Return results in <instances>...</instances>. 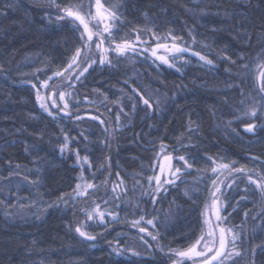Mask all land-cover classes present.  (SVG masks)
<instances>
[{"label": "trees", "instance_id": "16d2710c", "mask_svg": "<svg viewBox=\"0 0 264 264\" xmlns=\"http://www.w3.org/2000/svg\"><path fill=\"white\" fill-rule=\"evenodd\" d=\"M100 1L115 14L109 42L168 39L188 49L185 61L170 68L146 53H113L110 64L94 65L68 88L69 113L49 115L37 88L68 66L84 38L48 6L83 10L89 0H0V264H171L173 252L189 249L203 233L214 167L264 176V114L246 115L264 103L257 86L264 0ZM134 89L150 98L152 109L146 111ZM86 108L98 119L86 116ZM252 123L254 132H246ZM65 135L68 148L61 153ZM163 153L184 156L192 168L185 171L174 159L183 182L153 204L148 178ZM81 182L96 186L89 193L97 200L107 187L106 209L117 217L96 241L75 232ZM114 185L120 186L112 195ZM222 195L242 254L222 257L223 264H251L253 252L255 264H264L258 247L264 245V193L247 172H235ZM142 216L137 227L156 236L160 250L132 226ZM154 217L155 229L146 223ZM110 224L89 222L86 229L104 234ZM114 246L126 252L116 255Z\"/></svg>", "mask_w": 264, "mask_h": 264}, {"label": "snow or ice", "instance_id": "6c2138e0", "mask_svg": "<svg viewBox=\"0 0 264 264\" xmlns=\"http://www.w3.org/2000/svg\"><path fill=\"white\" fill-rule=\"evenodd\" d=\"M65 15L61 16L60 19H65L66 17H70L73 19V21H79L80 25H83V30L84 32H87V36H86V41H91L93 38V33L91 32V30L89 29V25L88 22L85 20V17L83 15L80 14L79 11H74L73 8L69 7V8H65L64 10ZM97 11L99 14V0H97ZM89 15H91V13H89ZM113 16V18H115V14L112 13L111 14ZM74 27H76V25L74 24ZM105 31H108V28L105 27ZM173 40H175V37H172ZM97 50L100 49V45L97 44L96 45ZM116 51L118 53H125L128 50H132L133 52L137 51V49L128 43H124L123 45H116L115 46ZM159 49H164L166 52H170V53H183V52H187L188 49L186 48H181L179 46H177L175 43L172 44L171 46L167 45V44H160L157 43L156 47L152 49V56L156 57L159 61L163 62L164 64H168L170 67H175L174 64H171L168 60V57L166 55H161V56H157V50ZM104 51H107V49H105ZM146 51V50H145ZM81 55V49L77 48L76 49V53L75 55L72 57L71 63L68 64L67 68L64 70V72H58L55 73L54 76H61L64 75V73H71V71L75 68V67H79V60L78 58ZM193 55L198 56L200 60L204 61L206 64L208 65H212V61L208 60L206 57L201 56L199 53H193ZM229 60V62L235 64L236 62L231 60L230 57L227 58ZM107 60L106 56H102L99 60L100 64H104ZM109 64L111 63V61H107ZM96 61L92 60L91 63H88V60H85V64L87 65L86 67H84L76 76L75 79H79L81 76L84 75L85 72H87L88 68L92 66V64H95ZM2 67V66H0ZM242 68H246L248 69L249 73H251L252 69L248 68L247 64L241 65ZM264 62H260L257 65V71L259 72V77L258 79L264 81ZM71 75H68L66 77V79H71ZM53 79V77H49V80ZM44 88H48L49 84L47 81H45L42 85ZM33 87H35V85H33ZM137 96V98L143 103V105L145 106L146 111L149 109H152V103H150V98H145L143 96L142 93H140L138 90L134 89L133 90ZM242 94V93H241ZM59 98L61 100H64V93L61 92L59 95ZM36 99L38 101H40V107L49 113V115H52L51 110L48 108L47 106V102H46V98L42 97L39 92H37V96ZM261 99L262 101H264V83L261 84ZM243 102V101H242ZM53 104H55V100L52 101ZM157 106V108L159 107V101H155L154 102ZM68 108V104L65 103L63 109H60V111H64ZM136 105L133 103L132 104V109L133 111H135ZM121 110H123V106L121 105ZM258 112H260L261 114H264V103H261L258 107H253L251 108L250 111H248L246 113L247 116L252 117V118H257V114ZM55 118V117H54ZM94 119H98L94 118ZM117 119H119V117H117ZM100 123H103V121H99ZM257 127V125L255 123L252 124H248L245 126L244 130L246 132L252 133L254 132L255 128ZM191 130V129H190ZM105 131H107L105 129ZM66 143L60 148L61 153H63L67 148H68V144H67V140L68 137L67 135H65L64 137ZM165 145L161 143L160 148L161 151H163L165 149ZM77 157H79V150H77L76 152ZM172 159H178L180 162L183 163L184 165V170L187 171L189 169L192 168V164H189L188 161L185 159L184 156H179V157H170V156H166L165 160H172ZM84 160L87 161V157H84ZM79 163V160H78ZM213 163H215V161H213ZM156 167H159V174L158 175H154L152 177L148 178V183L149 185H151L153 182H155L156 187L154 189H152V191L150 193H146V195H150L152 197V203L155 204L157 203V198L160 196V194L162 192H167L168 187H173L177 184V181L183 182L181 177L183 175L181 168L179 167H175L173 168L172 166H169L167 169H165L163 166H159L156 165ZM220 169H228L229 172H237L238 174H245L246 170L244 168H239V169H233L230 168L229 165L227 164H223L219 166ZM153 171H155V168H153ZM167 171V175H165V172ZM252 171L253 170H247V175H248V181L250 184L254 185L257 189H259V191L261 193H264V176H261L260 179L258 180H254L252 178ZM213 173L217 172V168H213L212 169ZM118 175V174H117ZM256 175H260L259 173H256ZM120 184H123V179H120ZM214 186L216 185V181H213ZM120 185H114L112 187V191L115 194L117 191V188H119ZM76 189L81 191L77 192L78 196H87L88 195V190H96V186L93 184H84L83 186L81 184H76ZM122 192L126 191V189L121 188L120 189ZM220 192V188L216 187L215 192L212 193V196L215 198L216 197V193ZM118 198V197H116ZM63 199V198H61ZM105 204H107V201H104ZM216 204V199L213 200V205L215 206ZM220 207H224L223 204H220ZM217 214L215 217V223L217 225H219L221 222H223L224 220H226V217H222L219 215V208H217ZM110 216L112 217L113 220L117 219V217L115 215H113L111 212H104L100 210V205L96 204L95 207L92 209L91 212H85V216L87 218L88 221L93 220L94 218L96 219V221L100 224H103L104 226L106 225L105 222V216ZM158 218H152V219H148L146 221L147 225L151 226L153 229H155L156 226V221ZM144 220V217H140L139 220L133 221L132 222V226L136 227L137 225H139V223ZM205 224L208 226V230L207 232L202 235L199 239L196 240L195 244H193L187 251H179L176 253V255L180 258H190V257H203L205 260V264H223V260H221V257L224 258H232V257H240L242 254L239 251H235V242L237 240V236L236 234H232L230 237V240L228 238V234L232 233L231 229H225L224 227H219L218 228V236H217V230L216 228L213 227L212 223L206 219L205 220ZM139 231L141 233H144L147 231L146 228H139ZM75 232L78 233L81 237L85 238L88 241H95L96 237L94 235H89L87 232L83 231L82 228L80 226H77L75 228ZM149 236H152V233H148ZM156 236H152V239H156ZM203 241V245H202V250L197 251V247L201 245ZM218 242V247H216V244ZM231 243L233 245V250L232 251H228V244ZM212 245L211 247L209 245ZM258 247H261L262 250H264V245H260ZM125 251V249L117 247L115 249V254L116 255H120L121 252ZM130 252L131 255H139V253L135 252L134 250H127ZM214 254L209 257V253H213ZM254 255L255 253L253 252V259L251 261V264H255V260H254Z\"/></svg>", "mask_w": 264, "mask_h": 264}, {"label": "rangeland", "instance_id": "374dc122", "mask_svg": "<svg viewBox=\"0 0 264 264\" xmlns=\"http://www.w3.org/2000/svg\"><path fill=\"white\" fill-rule=\"evenodd\" d=\"M69 8V7H67ZM48 9H50L58 18V20L60 22H64V21H69L72 22L76 25H78L75 21H73L72 19H70L69 17L65 16V19H60L61 16L65 15L64 13V9L65 8H59L53 5H49ZM74 11H79L81 15H83L85 17V20L88 22L89 25V29L91 30V32L93 33V38L91 41H86V34L84 33L82 27L80 25L79 28L82 32L84 41H83V46L80 48L81 49V55L78 58L79 60V67H75L71 73H64V75L61 76H52L53 79L51 80H47L49 87L48 88H44L42 85L43 82L38 88H37V92H39V94L42 97L46 98V102H47V106L48 108L51 110L52 113H62V111H60V109H63L64 104L67 103L68 104V108L66 110H64L63 112L69 113L70 111V105H69V97H70V92L68 91V88L72 85H74L77 81H79L85 74L84 73L83 76H81L78 80L75 79V76L87 65L85 64V60H88V63H91L92 60H95L96 63L92 64L91 67H93L96 64H100L99 60L102 56H106L107 60L104 64L108 63L107 61L110 60L111 55L117 54V55H121V54H126V53H146L148 54L153 60H155L158 64H162L165 65L167 67H170L168 64H164L163 62L159 61L156 57L152 56V49L156 47L157 43L160 44H167L169 46H171L172 44H174L175 42L173 41H169L168 39L165 40H159L156 39L154 44H151L150 40L148 39H138L135 41H123V42H119V43H115V42H109L108 38L110 35V31L112 29V22L114 20L113 16L111 15L112 12L105 9L103 4L101 3V1L99 0V14L97 11V0H89V2L87 3V5L84 7L83 10H78L73 8ZM89 13H91V15H89ZM105 27L108 28V31H105ZM124 43H128L133 45L137 51L133 52L132 50H128L125 53H118L116 51L115 46L116 45H123ZM99 44L100 45V49L97 50L96 45ZM177 46L182 47V45L175 43ZM105 49H107V51H104ZM146 50V51H145ZM188 52V51H187ZM187 52H183V53H170V52H166L164 49H159L157 50V56H161V55H166L168 57V60L171 64H174L175 67H170V68H178L179 65L181 63H183L185 61V55ZM198 57V56H197ZM199 58V57H198ZM71 63V61H70ZM89 67L88 70L91 68ZM67 68V67H66ZM65 68V69H66ZM64 69V70H65ZM64 70L60 71V72H64ZM87 70V71H88ZM68 75H71V79H66V77ZM259 77V72H257V86L258 89L261 93V84L264 83V81L258 79ZM63 92L64 93V100H61L59 98L60 93ZM55 100V104L52 103V101ZM40 101H38V104L40 106ZM41 108V107H40ZM42 109V108H41ZM43 110V109H42ZM85 110H90V109H83L84 113H86V116L90 117V118H97L96 115L94 113H87V111ZM46 112V111H45ZM48 113V112H47ZM166 156H170L173 157L170 154H166L163 153L159 156L158 160H157V164L159 166H163L165 169H167L169 166L174 167V159L172 160H165ZM231 168V167H230ZM247 172V171H246ZM159 174V167H156V171H155V175ZM252 178L254 180H258L261 178L260 175H256V172L252 171ZM165 175H167V171L165 172ZM235 175V171L233 172H229L228 169H220V167H217V172L215 173L216 176V185L214 186V191L216 190V187L220 188V192L216 193V197L214 198L212 196V199L204 213V230L203 233L201 234L204 235L207 230H208V226L205 224V220L208 219L214 228H216L217 230V236H218V228L219 227H224L225 229H229V227L226 224V221L224 220L223 222H221L219 225H217L215 223V212H214V205H213V200L216 199V201L219 204V215L222 217L224 216V207H220V204H223L222 201V197H223V193L225 192V190H227V188L229 187L233 177ZM82 186L84 184H87L86 182H81L80 183ZM154 186L153 189L156 187L155 182H153ZM82 189L78 190L81 191ZM90 190H88V195L87 196H79L80 198V212H81V216L82 219L77 222V224L75 225V228L77 226H80L82 228L83 231L87 232L89 235H94L96 237V240H98L100 237H103L104 235H106V233L108 231H111V229L115 226L114 224H110L113 219L110 216H105V222L106 224H110V226L106 229V231L104 232V234H94L92 232H89L86 229V225L89 222H95L96 219L94 218L91 221H88L86 216H85V212H91L92 209L95 207L96 204L100 205V210L104 211L106 213H108L109 211H107L106 206L107 204L104 203V196H107L108 194V188L106 187L104 189V196L97 200L95 199L90 193ZM110 192L112 195H114L112 189H110ZM224 205V204H223ZM137 227V226H136ZM139 228V227H137ZM148 231L142 233L143 236H145L146 240H150L152 241L151 245L154 246L157 250H160L159 244L157 242V240L152 239V236L148 235ZM232 233L228 234V238L230 240ZM200 236V237H201ZM199 237V238H200ZM95 240V241H96ZM202 245H203V241L201 243L200 246L197 247V251L202 250ZM210 247L212 246L211 244L209 245ZM216 247H218V242L216 244ZM117 247H113V249L115 250ZM123 248V247H120ZM235 248V246H234ZM125 249V248H123ZM188 250V249H187ZM184 250V251H187ZM233 250V245L231 243L228 244V251H232ZM135 251V250H134ZM125 251L121 252V254L125 253ZM136 252V251H135ZM179 252V251H177ZM177 252H173L172 253V261L171 264H198L201 262H204V258L203 257H186V258H180L176 255ZM213 253H209V257H211ZM222 258V257H221Z\"/></svg>", "mask_w": 264, "mask_h": 264}, {"label": "water", "instance_id": "95a60500", "mask_svg": "<svg viewBox=\"0 0 264 264\" xmlns=\"http://www.w3.org/2000/svg\"><path fill=\"white\" fill-rule=\"evenodd\" d=\"M70 18V17H69ZM70 19H72V18H70ZM73 20V19H72ZM78 25H80L79 24V21H75ZM81 27H82V29H83V25H80ZM84 31V30H83ZM85 34H86V36H87V32H84ZM262 70H264V69H262ZM217 208H219V204H218V202L216 201V204H215V206H214V212H215V216H216V214H217ZM83 238V237H82ZM83 239H85V238H83ZM86 240V239H85ZM198 264H205V261L204 262H201V263H198Z\"/></svg>", "mask_w": 264, "mask_h": 264}]
</instances>
